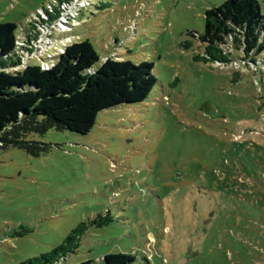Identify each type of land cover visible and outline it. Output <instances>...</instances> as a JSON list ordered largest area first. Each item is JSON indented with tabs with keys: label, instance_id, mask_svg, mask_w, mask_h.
<instances>
[{
	"label": "rangeland",
	"instance_id": "rangeland-1",
	"mask_svg": "<svg viewBox=\"0 0 264 264\" xmlns=\"http://www.w3.org/2000/svg\"><path fill=\"white\" fill-rule=\"evenodd\" d=\"M52 1L0 0V24L30 27ZM92 1L73 0L43 32L33 64L89 40L101 60L154 64L158 83L145 102L99 113L88 135L32 137L49 145L39 157L0 149V264L50 252L106 216L63 264L117 253L264 264V65L233 52L227 64L197 62L203 48L189 35L226 0H96L81 20Z\"/></svg>",
	"mask_w": 264,
	"mask_h": 264
},
{
	"label": "trees",
	"instance_id": "trees-1",
	"mask_svg": "<svg viewBox=\"0 0 264 264\" xmlns=\"http://www.w3.org/2000/svg\"><path fill=\"white\" fill-rule=\"evenodd\" d=\"M79 11L87 20L88 10ZM73 0H53L38 9L30 27L19 30L15 23L0 24V149L18 148L39 157L49 145L31 139L49 131L90 134L99 113L148 100L158 79L154 64H135L107 57L101 60L89 40L66 47L63 54L33 64V54L43 37ZM40 11V13H38ZM38 13V14H37ZM202 34L190 32L202 45L197 62L230 63L232 52L243 55L244 63L264 65V15L259 0H226L205 11ZM86 23H83L85 25ZM81 27V26H80ZM51 39L59 36L53 32ZM189 49V45L184 46ZM110 216L81 223L56 248L20 264H63L75 254L91 228L106 227ZM16 233L24 236L30 233ZM146 256L108 254L99 262L80 264H152Z\"/></svg>",
	"mask_w": 264,
	"mask_h": 264
},
{
	"label": "built area",
	"instance_id": "built-area-1",
	"mask_svg": "<svg viewBox=\"0 0 264 264\" xmlns=\"http://www.w3.org/2000/svg\"><path fill=\"white\" fill-rule=\"evenodd\" d=\"M40 63H41V65H42V67H43L44 69H48V68H49V64H48V63H46V62H41V61H40Z\"/></svg>",
	"mask_w": 264,
	"mask_h": 264
}]
</instances>
